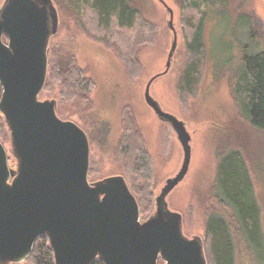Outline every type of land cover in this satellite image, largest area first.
Segmentation results:
<instances>
[{
	"label": "rangeland",
	"instance_id": "1",
	"mask_svg": "<svg viewBox=\"0 0 264 264\" xmlns=\"http://www.w3.org/2000/svg\"><path fill=\"white\" fill-rule=\"evenodd\" d=\"M162 1L173 12L172 28L177 35V46L168 72L152 82L149 93L163 111L185 125L191 138L189 169L183 181L167 196L168 209L182 216L184 235L199 236L204 244L206 215L216 212L229 217L224 205L212 197V191L219 155L225 156L227 151L236 149L248 165L259 213L255 225L258 236L253 237L252 242L244 241L235 228L233 264H264V130L253 128L236 108L227 85L228 74L218 61L219 52L210 49L206 25L204 40L208 60L198 87L193 94L180 91L187 61L181 0ZM233 1L253 18L255 32L264 37V0ZM3 2L0 0V7ZM135 4L139 14L132 30L111 27L106 32L97 29L95 17L87 8L82 10L80 21L66 8H56L58 30L49 43L47 71L56 69L60 78L51 74L47 93L40 100H55L58 118L75 123L86 134L89 182L112 176L125 179L127 172L118 156V144L127 124L132 123L135 135L143 140L151 164L152 177L147 190L152 196V207L140 217L145 220L154 213V198L165 181L180 170L183 153L173 131L157 120L143 99L147 82L165 70L173 40L168 26L169 13L158 0H135ZM232 22L231 37L244 41L242 27H236L234 18ZM221 37L223 42L230 38V33L224 30ZM247 45L246 52L236 47L228 53L236 69L241 66L243 51L259 53L263 44L256 40ZM226 57L222 54L221 60ZM71 65L82 79L90 82L91 90L89 94L77 93L74 99L68 100L62 96L61 86ZM214 68H218L216 76ZM0 123V142L9 167L15 169L16 161L2 115Z\"/></svg>",
	"mask_w": 264,
	"mask_h": 264
},
{
	"label": "water",
	"instance_id": "2",
	"mask_svg": "<svg viewBox=\"0 0 264 264\" xmlns=\"http://www.w3.org/2000/svg\"><path fill=\"white\" fill-rule=\"evenodd\" d=\"M143 94L156 118L170 127L183 160L154 198V213L140 219L139 207L122 176L88 181L89 142L73 122L56 115L55 100H40L47 78L49 43L58 30L52 0H4L0 7V115L10 137L15 169L0 142V264H21L40 237L54 264H207L199 236L183 233L182 216L168 209L167 196L185 178L191 138L185 125Z\"/></svg>",
	"mask_w": 264,
	"mask_h": 264
},
{
	"label": "trees",
	"instance_id": "3",
	"mask_svg": "<svg viewBox=\"0 0 264 264\" xmlns=\"http://www.w3.org/2000/svg\"><path fill=\"white\" fill-rule=\"evenodd\" d=\"M52 2L58 10L60 6L69 10L77 21H80L82 10L87 8L95 17L97 29L105 32L111 27L132 30L139 14L135 0H52ZM180 4L186 29L187 52L180 91L193 94L198 87L202 70L208 60L207 44L204 40L206 25L210 49L219 52L218 61H221L220 64L225 69L224 73L228 74L227 85L236 108L253 128L264 130V37L255 32L253 18L237 8L233 0H181ZM233 18L236 27L238 25L242 27L241 34L245 39L242 42L231 37L234 29ZM216 30L219 32H215ZM224 30L230 33V38L222 42L221 35ZM256 40L263 44L260 52L246 54L247 44ZM239 44L242 46L239 47ZM236 47L245 51L238 69L236 65H232L233 58L228 55ZM222 54L227 57L221 60ZM217 70L218 68H214V76L218 75ZM51 74L60 78L56 69L52 71L49 68L39 98L46 95ZM90 90V82L82 79L77 69L71 65L70 71L62 79V96L70 100L74 99L77 93L86 95ZM1 128L0 123V135ZM118 156L125 164L127 172L125 181L137 201L142 217L150 211L149 206L152 207V196L147 190L152 173L143 140L135 135L132 123L127 124L120 139ZM212 197L222 206L224 205L229 217L216 212L206 215L204 243L206 261L207 264H233L235 228L244 241L252 242L253 237L258 236L255 225L259 213L248 165L243 162L236 149L227 151L225 156L219 155ZM25 263L54 264L53 254L46 238L40 237L36 240ZM93 264H103V262L96 260ZM158 264L163 263L159 261Z\"/></svg>",
	"mask_w": 264,
	"mask_h": 264
},
{
	"label": "flooded vegetation",
	"instance_id": "4",
	"mask_svg": "<svg viewBox=\"0 0 264 264\" xmlns=\"http://www.w3.org/2000/svg\"><path fill=\"white\" fill-rule=\"evenodd\" d=\"M152 85V84H151ZM148 107V106H147ZM149 108V107H148ZM150 109V108H149ZM151 110V109H150ZM152 111V110H151ZM152 113H153V111H152ZM154 114V113H153ZM156 117V116H155ZM158 120V119H157ZM159 121V120H158ZM160 122V121H159Z\"/></svg>",
	"mask_w": 264,
	"mask_h": 264
}]
</instances>
